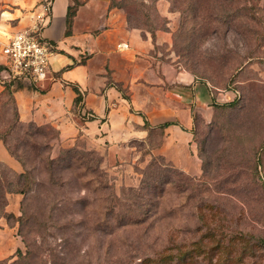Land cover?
<instances>
[{
	"label": "trees",
	"instance_id": "16d2710c",
	"mask_svg": "<svg viewBox=\"0 0 264 264\" xmlns=\"http://www.w3.org/2000/svg\"><path fill=\"white\" fill-rule=\"evenodd\" d=\"M254 1L256 0H171L174 6L179 3L183 5L182 13L185 19H192L190 29L195 35L228 31L234 27L246 38L264 42L261 9L249 6ZM239 2L241 6L235 4ZM76 8L77 1L74 0L68 15L67 33L71 32ZM190 48L187 45L188 51ZM255 51L257 50L250 49L245 57L239 56L232 67H226L227 73L230 72L233 78L239 75L247 67L245 62L248 58H259ZM220 59L227 66L231 57L224 56ZM208 83L213 94L222 92L217 84ZM24 84L27 82L11 81L5 85L0 95L1 99L7 93L15 103L13 122L14 126L21 125L22 132L18 136L22 143L19 144V149L13 150L8 142V131L6 134L0 131V140L23 168L21 172H16L0 162V217L14 218V221L20 223L19 234L26 249H18L13 260H0V264H113L115 261L119 264H207L208 258L215 255L218 259L213 263L211 258V264H221L225 260L224 254L226 259L234 261L236 257L232 256V252L238 245L243 254L264 255V236H256L241 228V223L233 226V220L241 221L244 216L238 217L234 210L221 206L219 200L223 197L216 194L225 192L219 185L210 190L207 181L186 174L162 155L154 157L148 164L139 186L124 187L119 192L115 179L108 176L94 157H90L92 151L87 153L74 146L63 148L58 157H52L51 142L54 136L47 138L45 127L54 128L58 134L59 131L50 124L38 125L24 122L20 118L14 91ZM81 100L78 97L76 103ZM230 101L232 102L218 106L232 107L238 103L236 98ZM174 124L175 122L167 121L152 126L146 121L148 134L141 140H146L158 130L163 133ZM36 136L47 140L39 143ZM263 150L264 143L259 154L254 153V162L250 167L254 179L259 178L257 170L262 162ZM221 161L228 164L225 158ZM75 186H79L81 195L74 197L69 191ZM256 190L264 196V185L257 184ZM11 193L24 195L20 215L6 210L8 195ZM170 195L177 199L180 196V205L189 208L191 204L193 206L190 208L198 212L199 224L183 231L189 241L175 242L172 229L169 244L159 251L155 250V256L147 255L138 263L135 256L127 253H111L113 246L120 252L122 247L129 245L120 240L125 231L145 232L142 229L146 227V223L151 227L147 229H154L156 223L160 224L172 217L178 205L170 199ZM232 196L239 198L237 195ZM193 201L197 203L194 204ZM77 210L81 211L76 212ZM250 210L249 216L262 218L259 212ZM241 211L244 213L243 209ZM78 228L98 236V254L92 257L91 262L78 261L73 256L75 238L79 235ZM53 229L55 230L52 231ZM169 229L171 230L170 226ZM56 230L57 233L54 234ZM197 234L199 236L195 238ZM59 235L62 247L58 246L61 243L57 241L55 245L49 241L50 236L56 239Z\"/></svg>",
	"mask_w": 264,
	"mask_h": 264
},
{
	"label": "rangeland",
	"instance_id": "374dc122",
	"mask_svg": "<svg viewBox=\"0 0 264 264\" xmlns=\"http://www.w3.org/2000/svg\"><path fill=\"white\" fill-rule=\"evenodd\" d=\"M7 3L9 2L0 0V30L4 15H7L5 18L8 19L5 20L7 24L14 22L8 13L4 14L5 10L13 11L14 9L13 4L8 6ZM235 4L241 6L240 2ZM109 6L126 16L130 28L141 30L143 37L153 38L158 64L172 66L173 70L175 68V70L192 74L203 83L217 84L222 89V93L233 91L235 96L231 100L236 98L238 103L232 107H219L218 105L232 102L226 100L228 99L226 97L220 101L215 100L209 105L194 106L193 124L187 129L180 125L184 131L178 130L173 133L174 136H182L186 130L189 132L190 142L185 148L178 146L179 141L168 140L170 130L165 129L163 133L158 130L146 140H134L133 153H129L123 161L112 157L111 154L109 156L106 143L96 144L88 136H79L74 140L62 142L59 140L60 134L54 131V128L45 127L47 138L54 136L51 142L53 145L51 156L58 157L63 148L74 146L87 153L92 151L90 157H94L96 162L107 171L108 176L115 179L119 192L124 187L139 186L148 164L154 157L162 155L169 163H174L186 174L207 181L210 190L219 185L226 193L216 194L223 197L219 200L221 206L230 211L234 210L238 217L244 216L241 221L233 220V226L241 223V228L247 229L256 236H264V196L256 190L257 184L264 185V150L262 162L257 170L258 179L252 177L250 169L254 162V153L259 154L264 143V42L250 40L234 27L229 28L228 31L211 33V30H208L209 34L195 35L190 29L192 19H185L182 13L183 5L179 3L174 6L171 0H109ZM249 6L260 8V15H262L260 18L264 20V0H256ZM262 32L264 33V30ZM0 34H2L1 31ZM187 45L191 46L190 51L187 50ZM250 49L257 50L255 53L259 55V58H252V60L248 58L245 62L247 67L233 78L230 72L227 73L226 67H232L239 56L245 57ZM231 53L234 56H231ZM224 56L231 57L227 66L224 65L225 61L220 59ZM4 94L0 99V131L4 134L8 131V142L11 148L16 150L22 143L18 136L22 128L20 124L14 126L15 103L7 93ZM171 122H175V125L180 124L178 119ZM47 138L36 136L39 143ZM222 158H225L228 164L221 161ZM176 159H180L181 163L176 164L173 161ZM186 168L195 169L198 174L188 172ZM69 192L74 197L81 195L79 186H75ZM212 194L215 193L212 192ZM231 195H237L239 198L236 199L233 196L232 198ZM23 197L24 195L19 193L9 194L6 210L20 215ZM177 197L178 199L170 195V199L178 205L172 217L166 218V221L160 224L156 223L154 229H147L151 227L146 223V227L142 229L145 232L125 231L122 235L123 239L120 240L129 245L122 247L120 252L113 246L111 253H127L129 256H135L134 259L138 263L147 255L155 256V250L159 251L168 245L172 229L175 242L189 241L183 231L199 224L198 212L190 208L193 206L191 204L189 208H184L180 205L182 201L180 196ZM241 200L243 202H240ZM193 203L196 204L197 201ZM32 206L33 203H31ZM250 209L253 210L252 212H259L262 218L255 219L249 216ZM78 211L81 210L76 212ZM19 228L20 223L14 221V218L0 217V260H10L15 257L18 249H26L25 242L19 234ZM77 231L79 235L75 238L73 256L78 261L91 262L92 257L98 254V236H93L79 228ZM56 233L57 230L54 234ZM198 236L197 234L195 238ZM49 241L54 245L57 242L61 243L58 246L62 247L60 235L56 239L50 236ZM232 256L236 257L234 261L226 259L224 254L225 260L221 264H264V255L243 254L239 245L233 250ZM211 258L212 262L216 263L218 256ZM211 258H208L207 264L212 263ZM113 264L119 263L115 261Z\"/></svg>",
	"mask_w": 264,
	"mask_h": 264
},
{
	"label": "crops",
	"instance_id": "0c3cea01",
	"mask_svg": "<svg viewBox=\"0 0 264 264\" xmlns=\"http://www.w3.org/2000/svg\"><path fill=\"white\" fill-rule=\"evenodd\" d=\"M5 1L14 6L13 11H4L14 22L7 24L4 15L1 32L33 24L41 0ZM77 1L70 33L68 15L74 0L54 2L53 20L44 33L57 46L51 58L53 77L41 88L27 83L14 91L22 121L53 125L62 142L88 136L96 144L106 143L109 156L123 161L133 153L132 142L147 136L146 121L155 126L178 119L180 124L166 128L171 131L168 140L179 141L178 146L185 148L189 132L173 133L193 124V107L235 96L233 91L213 94L210 84L194 75L158 64L153 38L130 28L126 16L110 8L109 0ZM120 43L129 46L118 50ZM4 60L0 55L2 69ZM4 89L0 84V95ZM78 97L82 100L76 103ZM173 161L181 163L180 159ZM0 162L16 172L23 169L2 140ZM186 170L198 174L195 169Z\"/></svg>",
	"mask_w": 264,
	"mask_h": 264
},
{
	"label": "built area",
	"instance_id": "2783aa9c",
	"mask_svg": "<svg viewBox=\"0 0 264 264\" xmlns=\"http://www.w3.org/2000/svg\"><path fill=\"white\" fill-rule=\"evenodd\" d=\"M54 2L41 0L34 22L29 27L0 34V55L5 59L4 68L0 70V84L21 80L41 88L53 77L51 58L56 54L57 46L44 33L53 20ZM128 46L127 43H120L118 49ZM91 116L87 115L88 118Z\"/></svg>",
	"mask_w": 264,
	"mask_h": 264
}]
</instances>
